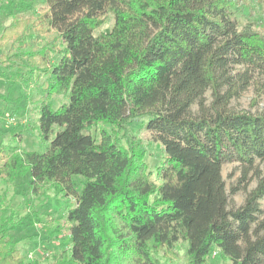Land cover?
Listing matches in <instances>:
<instances>
[{"label": "trees", "instance_id": "trees-1", "mask_svg": "<svg viewBox=\"0 0 264 264\" xmlns=\"http://www.w3.org/2000/svg\"><path fill=\"white\" fill-rule=\"evenodd\" d=\"M43 1L27 18L12 15L0 64L13 81L47 76L37 118L46 147L2 152L0 176L26 178L34 197L74 198L70 250L52 264H162L159 252L178 242L184 264H211L214 250L230 264H264V114L229 107L250 84L264 90V18L240 26L247 0ZM106 15L111 28L97 31ZM60 94L68 101L53 110ZM141 119L162 147L158 184L130 134ZM227 162L256 181L233 209ZM11 226L0 221V264H41L21 256Z\"/></svg>", "mask_w": 264, "mask_h": 264}, {"label": "rangeland", "instance_id": "rangeland-1", "mask_svg": "<svg viewBox=\"0 0 264 264\" xmlns=\"http://www.w3.org/2000/svg\"><path fill=\"white\" fill-rule=\"evenodd\" d=\"M20 0H0V35L11 20L13 14L23 18L37 13L44 7L43 0H24L27 6L19 10L15 4ZM32 2V3H31ZM245 10L237 15L240 26L247 23L256 24L264 18V1L258 4L256 0H247ZM113 24L111 15H106L102 25L97 29L100 32L108 31ZM9 43L0 41V55L9 48ZM58 55L51 60L57 62ZM0 166L5 155L21 151H44L45 145L41 143L38 133V109L40 98L46 87L47 76H41L37 81H13L10 72L0 64ZM225 90V88H224ZM250 84L238 95L229 100V107L233 110L248 111L252 114H264V90ZM206 103L212 100L211 91L205 93ZM64 94L55 95L49 100L53 110L59 109L67 103ZM39 105V108H38ZM194 110L195 107H194ZM146 119H141L129 124L130 134L135 136L139 146L145 152V162L152 174V180L158 184L155 169L163 159L161 145L155 140L154 135L146 129ZM108 130V126L100 125ZM90 134L99 139V129L94 128ZM122 144L125 145L124 141ZM3 152V153H2ZM256 164V163H255ZM263 168V164L260 165ZM242 166L238 162H227L221 167V176L225 182L228 196V208L241 206L247 193L256 186L255 179H249L252 172L248 173L247 183L242 176ZM76 180H78L76 178ZM27 179L18 178L9 181L0 176V221L11 218L10 234L14 246L20 251L21 256L29 261H39L41 264H52L62 252H69V231L65 221L66 211L73 208V197L57 194L53 189H43L39 197H34L27 192ZM238 188V189H237ZM234 189H237L233 192ZM78 193L81 187H76ZM264 207V200L261 201ZM185 244L178 242L171 254L159 252L158 259L162 264H184ZM211 264H230L229 261L219 257L217 250L211 255Z\"/></svg>", "mask_w": 264, "mask_h": 264}]
</instances>
